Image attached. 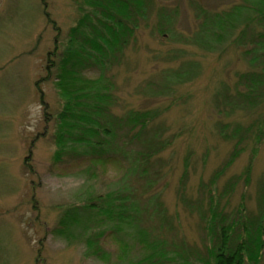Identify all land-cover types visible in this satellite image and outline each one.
Listing matches in <instances>:
<instances>
[{"label":"rangeland","instance_id":"rangeland-1","mask_svg":"<svg viewBox=\"0 0 264 264\" xmlns=\"http://www.w3.org/2000/svg\"><path fill=\"white\" fill-rule=\"evenodd\" d=\"M151 2L135 40L107 75L116 117L149 109L162 114L142 142L95 162L67 153L55 158L63 100L55 69H47L48 54L67 47L83 1L0 0V264H127L150 244L178 264H206L222 230L237 243L254 236L258 221L264 224V86L260 99L248 101L253 85L241 77L262 73L255 53H244L256 43L243 47L230 38L214 42L211 51L195 42L201 22L195 12L220 13L244 1ZM254 30L264 33L259 25ZM187 63L192 79L171 83L173 75L164 76ZM99 74L96 67L85 71L89 78ZM236 125L247 131L231 160L237 139L228 135ZM151 138L163 149L149 164L140 163L135 155L148 150ZM110 192L125 195L135 217L120 232L108 225L101 240L107 262L86 256L84 243H69L55 230L69 206Z\"/></svg>","mask_w":264,"mask_h":264},{"label":"trees","instance_id":"trees-1","mask_svg":"<svg viewBox=\"0 0 264 264\" xmlns=\"http://www.w3.org/2000/svg\"><path fill=\"white\" fill-rule=\"evenodd\" d=\"M79 9L82 16L78 24L71 29L67 47L57 53V46L48 54V72L55 70L58 81L56 87L63 100V108L59 113V123L55 133L57 151L55 158L64 154L87 156L101 162L113 157L118 149L123 153L124 145L130 142H142L149 124L161 114L159 109L143 111H130L127 116L116 117L111 106L115 101L112 94L114 83L107 75L108 69L122 54L124 48L136 36L141 18L147 14L151 0H82ZM244 3L235 4L224 12H211L199 9L196 13L201 22L198 32L195 33V42L202 47L215 50L217 45L228 43L230 38L238 46H245L252 40L256 46L245 49L244 53H255L253 63H260L262 73L243 74V80H250L253 87L245 98L248 101L260 99L259 88L264 86V33L254 32L256 25L264 27V0H242ZM85 6V7H84ZM198 11V8L196 9ZM254 25V26H251ZM251 28V30H249ZM237 33V34H236ZM214 37V38H213ZM200 39V40H199ZM56 56V59H51ZM261 61V62H259ZM263 63V64H262ZM99 68L100 74L89 78L85 71ZM194 68L191 63L182 65L179 72L164 74L169 82L190 80ZM186 73V74H185ZM55 77V78H56ZM49 78V75L46 79ZM166 84H161L163 87ZM258 92V93H257ZM256 99V100H255ZM124 125L129 126L123 137L120 132ZM225 125L224 127H227ZM221 128L223 136H227L226 129ZM243 126L236 125L230 138H236V148L231 160L241 151V135L247 131ZM239 137V138H238ZM122 138V139H121ZM126 138V139H125ZM260 136L258 142L260 141ZM148 150L139 153L140 163L149 164L152 157L162 151L160 141L151 138ZM149 140V142H152ZM122 141V146L119 145ZM163 145V144H162ZM157 146V147H156ZM115 156V155H114ZM114 158V157H113ZM249 170L247 171V175ZM125 195L117 196L115 193L105 194L103 198L83 204V206H69L62 214L60 227L55 233L66 239L69 243L80 242L85 245V254L88 257H98L109 261L110 254L105 251L101 240L111 227L121 231L123 226L134 221L135 209H130V200L121 199ZM254 236L247 235L239 242L233 243L230 236L221 231L220 242L211 250L208 249L209 260L206 264H245L250 261L258 264L264 255V224L258 221ZM222 233H226L225 235ZM149 245V244H148ZM147 253L139 258L129 260L127 264H178L161 248L149 245ZM130 248H124L123 254H128ZM123 264V263H122Z\"/></svg>","mask_w":264,"mask_h":264}]
</instances>
